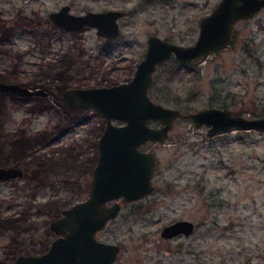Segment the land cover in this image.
I'll return each instance as SVG.
<instances>
[{
  "label": "rangeland",
  "instance_id": "obj_1",
  "mask_svg": "<svg viewBox=\"0 0 264 264\" xmlns=\"http://www.w3.org/2000/svg\"><path fill=\"white\" fill-rule=\"evenodd\" d=\"M218 1L0 0L1 23L19 26L0 36V80L12 71L17 79L10 82L47 91L30 98L0 93V166L24 171L0 183V264L46 250L55 236L50 221L88 194L105 121L92 109H69L64 87L129 80L149 35L192 44L197 17ZM62 5L74 14L131 13L120 20V36L107 42L93 27L72 32L52 24L48 14ZM148 93L184 113L217 106L264 115V9L235 24L229 46L177 70L172 60L159 66ZM206 130L182 116L163 142L141 145L157 158L152 192L122 205L96 234L119 246L115 264H264V131ZM176 219L192 221L194 232L161 237Z\"/></svg>",
  "mask_w": 264,
  "mask_h": 264
},
{
  "label": "water",
  "instance_id": "obj_2",
  "mask_svg": "<svg viewBox=\"0 0 264 264\" xmlns=\"http://www.w3.org/2000/svg\"><path fill=\"white\" fill-rule=\"evenodd\" d=\"M262 8L264 0H219L212 11L201 18L194 43L180 45L151 35L129 80L63 89L62 99L69 109H92L104 117L105 123L96 142L98 152L89 191L85 198L63 208L61 214L50 221L49 228L55 237L45 251L18 254L15 264H115L119 246L100 240L96 234L118 216L121 203L142 199L152 192L157 158L151 149L140 147L147 142H163L177 118L187 116L195 127L204 125L208 135L229 130L264 131V115L248 117L217 106L184 113L154 101L148 93L159 66L171 58L180 64L193 63L229 46L235 24ZM124 14L118 10L74 14L69 5H62L48 17L52 24L67 31L93 27L97 36L110 41L120 35L117 19ZM0 93L20 98L47 95L44 88L1 80ZM114 120L122 123L115 124ZM152 122L158 125L153 126ZM22 176L23 170L19 167L0 166V183ZM192 230L193 223L181 219L163 226L160 236H188Z\"/></svg>",
  "mask_w": 264,
  "mask_h": 264
},
{
  "label": "trees",
  "instance_id": "obj_3",
  "mask_svg": "<svg viewBox=\"0 0 264 264\" xmlns=\"http://www.w3.org/2000/svg\"><path fill=\"white\" fill-rule=\"evenodd\" d=\"M0 20H1V18H0ZM2 25V26H1ZM20 29H22V27L20 26ZM17 30H19V26L17 25V24H15V25H4V24H2L1 23V21H0V36L2 37H7L9 34H12L14 31H17ZM64 57L63 58H65V55H63ZM188 64H185V65H182V64H178L177 62H175L174 60H172V66L174 67V69H179L180 68V66H187ZM59 71L60 70H57L56 71V73H55V75L54 76H56V75H58L59 74ZM173 72L174 71H172L171 72V74L173 75ZM170 74V75H171ZM1 79H3V80H5V81H8V82H10V81H14V80H16L17 78V76L15 75V73L14 72H12V71H6L5 73H3V74H1ZM59 79L60 80H62L63 81V83H64V81L65 80H63L64 78H63V76L60 74L59 75ZM8 95H10V94H7V96ZM0 96L2 97V94H0ZM12 97H14L13 95H11ZM1 105V104H0ZM224 106V105H223ZM2 107H0V136H1V132H2V130H3V121L1 120V114H2Z\"/></svg>",
  "mask_w": 264,
  "mask_h": 264
},
{
  "label": "flooded vegetation",
  "instance_id": "obj_4",
  "mask_svg": "<svg viewBox=\"0 0 264 264\" xmlns=\"http://www.w3.org/2000/svg\"><path fill=\"white\" fill-rule=\"evenodd\" d=\"M145 3H152V2H161V3H164V4H168V2H170L171 0H150V1H147V0H143ZM216 5V4H215ZM215 7V6H214ZM213 7V8H214ZM212 8V9H213ZM212 9L209 11V12H207V13H204L203 15H199L198 17H197V21H196V27H197V35H198V31H199V22H200V20H201V18L202 17H204L205 15H207V14H209L211 11H212ZM108 10H118V11H122V12H124L125 14L123 15V16H121V17H119L118 19H117V22H118V26H119V23H120V20L122 19V18H124V17H126V16H128V15H130V11L129 10H122V9H117V8H103L101 11H108ZM86 11H92V10H86ZM85 11V12H86ZM98 12V11H97ZM241 21V20H240ZM119 30H120V28H119ZM120 33H121V31H120ZM151 35H155V34H151ZM151 35H149L148 37H150ZM120 36V35H119ZM118 36V37H119ZM156 36H158V35H156ZM118 37H116V38H118ZM148 37H147V39H148ZM158 37H160V36H158ZM116 38H114V39H112V40H110V41H113V40H115ZM161 38V37H160ZM102 39H104V38H102ZM147 39H146V41H147ZM163 39V38H162ZM105 40V39H104ZM164 40H166V41H171V40H167V39H164ZM106 41V40H105ZM110 41H107V42H110ZM195 41V40H194ZM171 42H173V41H171ZM194 43V42H193ZM178 44V43H177ZM180 45H182V44H180ZM187 45H190V44H187ZM146 47V46H145ZM169 60H174L173 58H171V59H169ZM168 60V61H169ZM180 64V63H179ZM185 64H188V63H185ZM185 64H182V65H185ZM189 64H191V63H189ZM159 68V67H158ZM67 87V86H66ZM65 88V87H64ZM83 110V109H82ZM92 171V170H91ZM23 173H24V171H23ZM90 187V186H89ZM113 201H111V202H108V204H111ZM133 202V201H132ZM129 203V202H128ZM126 204V203H125ZM121 206H120V210H121V207H122V205H124L123 203H121L120 204ZM120 210H119V212H120ZM176 220H181V219H176ZM176 220H174V221H176ZM188 220V219H187ZM173 222V221H172ZM192 222V221H191ZM193 223V222H192ZM50 224V223H49ZM167 224H169V223H167ZM167 224H165V225H167ZM164 225V226H165ZM50 229V228H49ZM162 229V228H161ZM194 232V223H193V230H192V232L190 233V235L192 234ZM53 233V232H52ZM54 234V233H53ZM55 235V234H54ZM180 235H182V236H184L183 234H179V235H176V236H174V237H177V236H180ZM189 236V235H188ZM188 236H185V237H188ZM55 237V236H54ZM53 237V238H54ZM174 237H171V238H174ZM165 239H169V238H165ZM45 251V250H44ZM118 253H119V251H118ZM118 255V254H117ZM117 258V257H116ZM115 261H116V259H115ZM116 263V262H115Z\"/></svg>",
  "mask_w": 264,
  "mask_h": 264
}]
</instances>
